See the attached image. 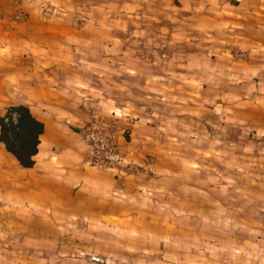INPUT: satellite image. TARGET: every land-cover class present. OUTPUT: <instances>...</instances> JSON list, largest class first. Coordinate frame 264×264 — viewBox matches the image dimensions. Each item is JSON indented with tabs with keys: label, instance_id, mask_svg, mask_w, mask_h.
<instances>
[{
	"label": "crops",
	"instance_id": "crops-1",
	"mask_svg": "<svg viewBox=\"0 0 264 264\" xmlns=\"http://www.w3.org/2000/svg\"><path fill=\"white\" fill-rule=\"evenodd\" d=\"M74 1L53 3L75 7ZM41 4L0 0V116L24 105L44 125L32 168H21L0 144V264H22L25 257L39 263L42 247L83 246L86 232L100 233L94 240L103 244L121 233L135 238L151 229L153 204L199 215L204 182L185 179L182 168L194 173L201 154L209 169L216 161L215 141L202 147L200 135L205 129L211 137L218 114L226 121L223 132L235 137L234 158L260 167L264 0H119L112 15L97 5L95 15L61 18L41 16ZM17 8L29 14L25 21L15 19ZM142 41L160 46L138 48ZM154 54L182 57L173 65L181 89L173 100L188 105L178 116L169 113L168 62L160 76L137 84V57ZM114 107L136 119L115 130L121 152L134 154V170L119 169L122 177L86 165L81 131L96 114L108 120ZM240 124L252 133H234ZM185 132L187 148L179 139ZM142 188L150 194H140Z\"/></svg>",
	"mask_w": 264,
	"mask_h": 264
},
{
	"label": "rangeland",
	"instance_id": "rangeland-1",
	"mask_svg": "<svg viewBox=\"0 0 264 264\" xmlns=\"http://www.w3.org/2000/svg\"><path fill=\"white\" fill-rule=\"evenodd\" d=\"M41 1V16L61 18L71 14L81 17L82 13L95 15L100 12L94 9V6L97 5H102L101 7L105 8L106 15H112V5L119 0H75L73 2L75 7L70 4L67 7L61 6L58 4L59 0L55 3L53 0ZM15 5L17 6V4ZM28 15L20 8H17L14 14L15 19L20 22L25 21ZM145 43L151 47L160 46V41H142L137 47L142 48ZM137 58L139 59V71L135 76L138 85L145 78L148 79L150 74H153L154 78L160 76L162 69L166 67H164V63L168 62L169 72L166 75L170 87L169 113L178 116L180 111H184L183 109L186 111L188 104H183L181 100H173L181 90L176 87L178 71L173 65H176V61L182 57L173 54L161 57L159 54H154ZM157 95L154 94V96ZM141 106L135 105L136 108ZM114 108L109 109L108 120H102V116L96 114L95 118L83 124L81 131L83 133L89 123L97 121L103 125L105 132L115 137L118 150L124 161L116 167L115 171L86 165L95 170L114 172L116 176L122 177L119 169L124 168L123 172L134 170V165L130 160L134 154L132 152L130 155L131 151L121 152L118 144L121 136L116 134L115 130L121 123L132 124L136 119L132 118L128 111ZM153 108L157 112L160 105L153 103ZM216 108L223 109L220 106ZM158 114H161V108ZM219 117L222 115L218 114V120L216 124H213L210 138L208 137L209 131L205 129H201L200 135L202 147H204V140L205 145L208 140L215 141L216 161L211 160L209 169L208 157L201 154V158H199L201 161L197 163L199 167L194 168V173L188 167L182 168L185 179L195 176L204 182H200V188L201 190L206 189V194L200 198L199 215L182 216L166 213L159 210L160 206L153 204L152 210L148 209L153 220V224L149 226L151 229L137 233L134 235L135 238L121 233L120 238L106 239L103 244L101 240H94L100 233L86 232L90 237L83 246L72 242L67 246L62 242L61 246L56 248L42 247L39 263H33L32 259L28 263L25 257V263L22 264H264V144L260 145V167L252 165L246 167L248 164L245 162L246 160L240 159L239 161L234 158L239 155L236 151L232 152V140L235 137H233V133L228 135L223 132L226 121ZM244 128L247 127L240 124L238 128H234V133L237 132L238 135L242 131L252 133L250 129L244 130ZM160 133L158 132V134ZM122 136H125V132ZM213 136L216 138L215 140H212ZM177 137L178 135H172V138L176 139ZM179 139L184 142L186 148L191 146L189 133H181ZM247 140L249 141V139ZM237 141L240 144L241 139L238 137ZM243 154L248 153L243 152ZM190 158L191 155L186 152L185 160L189 161ZM209 179L210 182H208ZM139 193L150 194V191L142 188Z\"/></svg>",
	"mask_w": 264,
	"mask_h": 264
},
{
	"label": "trees",
	"instance_id": "trees-1",
	"mask_svg": "<svg viewBox=\"0 0 264 264\" xmlns=\"http://www.w3.org/2000/svg\"><path fill=\"white\" fill-rule=\"evenodd\" d=\"M43 132V123L24 105L9 106L0 116V144L21 168H32Z\"/></svg>",
	"mask_w": 264,
	"mask_h": 264
},
{
	"label": "built area",
	"instance_id": "built-area-1",
	"mask_svg": "<svg viewBox=\"0 0 264 264\" xmlns=\"http://www.w3.org/2000/svg\"><path fill=\"white\" fill-rule=\"evenodd\" d=\"M114 115L117 116L116 113ZM83 141L88 150L86 162L88 166L115 171L116 167L124 162L118 150L115 137L105 132L103 125L99 122L93 121L89 123L83 132ZM130 155H132V152H130Z\"/></svg>",
	"mask_w": 264,
	"mask_h": 264
}]
</instances>
